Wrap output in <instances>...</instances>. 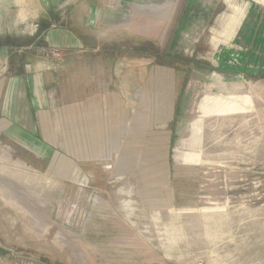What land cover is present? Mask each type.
Instances as JSON below:
<instances>
[{"label":"crops","instance_id":"obj_1","mask_svg":"<svg viewBox=\"0 0 264 264\" xmlns=\"http://www.w3.org/2000/svg\"><path fill=\"white\" fill-rule=\"evenodd\" d=\"M225 4L0 0V140L38 175L130 179L153 210L223 196L203 119L245 113L264 82V10Z\"/></svg>","mask_w":264,"mask_h":264},{"label":"rangeland","instance_id":"obj_2","mask_svg":"<svg viewBox=\"0 0 264 264\" xmlns=\"http://www.w3.org/2000/svg\"><path fill=\"white\" fill-rule=\"evenodd\" d=\"M248 3L264 10V0H226L221 11L241 16ZM250 92L245 113L203 119L200 157L223 165V196L177 195L163 210L130 179L126 189L109 174L105 187L38 175L0 140V264H264V82Z\"/></svg>","mask_w":264,"mask_h":264}]
</instances>
